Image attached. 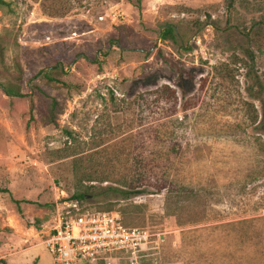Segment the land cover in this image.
Listing matches in <instances>:
<instances>
[{
    "label": "rangeland",
    "instance_id": "obj_1",
    "mask_svg": "<svg viewBox=\"0 0 264 264\" xmlns=\"http://www.w3.org/2000/svg\"><path fill=\"white\" fill-rule=\"evenodd\" d=\"M5 1L0 264H53L43 240L79 195L151 235L111 264H264V0ZM158 159L195 199L154 193ZM124 180L145 194L108 190Z\"/></svg>",
    "mask_w": 264,
    "mask_h": 264
},
{
    "label": "built area",
    "instance_id": "obj_2",
    "mask_svg": "<svg viewBox=\"0 0 264 264\" xmlns=\"http://www.w3.org/2000/svg\"><path fill=\"white\" fill-rule=\"evenodd\" d=\"M65 204L43 240L53 264H95L102 259L111 264L116 252L128 251L134 256L152 242L149 233L125 227L116 214L76 201Z\"/></svg>",
    "mask_w": 264,
    "mask_h": 264
},
{
    "label": "trees",
    "instance_id": "obj_3",
    "mask_svg": "<svg viewBox=\"0 0 264 264\" xmlns=\"http://www.w3.org/2000/svg\"><path fill=\"white\" fill-rule=\"evenodd\" d=\"M32 1L38 2L40 0H32ZM41 1L43 5V1H46V0H41ZM233 3H234L233 0H231L227 6L228 10L233 8ZM55 4L56 3H54L53 6L56 7ZM11 6H12L11 1L0 0V9L11 10ZM161 36L163 40L169 39L172 41L173 40L176 41V38H177V34L174 28L170 25H167V28L165 29V31L162 33ZM45 77L49 81H54V79H52L49 76V73L46 74ZM257 84H259V82ZM5 90L8 95L19 96V92H17V90L11 89L9 87L6 88ZM258 94H260V96ZM254 98L259 100L262 105V118H261V121L255 126L254 131H257V132L259 131L262 134H264V85H261V84L259 85V91L257 93V96L256 97L254 96ZM64 134L66 135L68 140L74 141V139H72V136H73L72 132L64 130ZM173 163L174 162L171 161L170 159H167V160L158 159L156 161L157 173L153 177V180L151 181L150 186L151 188H153L155 194L164 195L165 202L171 208L177 209L180 206H182L184 203L190 202L193 199H195L196 195L194 193V190L191 189V187L185 185L184 183H181L178 179H176L172 175L171 169L173 167ZM94 180L95 179H93L91 175L87 176V181H94ZM102 180L103 179H99V181H102ZM108 190L111 191L112 193L118 194L119 196L123 198H127L128 196H140V195L145 194L141 190V184L136 185L134 183L127 182L125 180L118 181V187H110ZM84 198H85L84 195L75 196L73 197V199L68 200L67 203L73 202V201L81 202L84 200ZM1 264H6V263L2 261Z\"/></svg>",
    "mask_w": 264,
    "mask_h": 264
}]
</instances>
